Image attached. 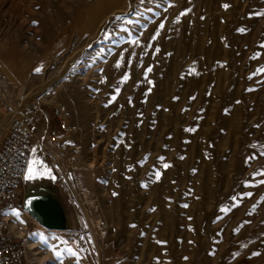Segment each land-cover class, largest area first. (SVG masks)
I'll use <instances>...</instances> for the list:
<instances>
[{
  "label": "rangeland",
  "instance_id": "obj_1",
  "mask_svg": "<svg viewBox=\"0 0 264 264\" xmlns=\"http://www.w3.org/2000/svg\"><path fill=\"white\" fill-rule=\"evenodd\" d=\"M259 13L264 0H0V143L29 102L46 115L13 213L28 264H264ZM55 109L69 130L53 144ZM36 183L66 229L23 208Z\"/></svg>",
  "mask_w": 264,
  "mask_h": 264
},
{
  "label": "built area",
  "instance_id": "obj_2",
  "mask_svg": "<svg viewBox=\"0 0 264 264\" xmlns=\"http://www.w3.org/2000/svg\"><path fill=\"white\" fill-rule=\"evenodd\" d=\"M53 114L59 123L47 129V136L55 144L69 127L59 109ZM45 116L39 102H29L11 117L0 143V264H28L25 239L14 233L11 217L19 204V189L35 148L33 125Z\"/></svg>",
  "mask_w": 264,
  "mask_h": 264
},
{
  "label": "water",
  "instance_id": "obj_3",
  "mask_svg": "<svg viewBox=\"0 0 264 264\" xmlns=\"http://www.w3.org/2000/svg\"><path fill=\"white\" fill-rule=\"evenodd\" d=\"M23 208L48 229H66L69 220L62 200L56 191L44 186L25 192Z\"/></svg>",
  "mask_w": 264,
  "mask_h": 264
},
{
  "label": "snow or ice",
  "instance_id": "obj_4",
  "mask_svg": "<svg viewBox=\"0 0 264 264\" xmlns=\"http://www.w3.org/2000/svg\"><path fill=\"white\" fill-rule=\"evenodd\" d=\"M225 7H227V5H225ZM259 14L264 15V13H259ZM161 27H162V25H161ZM37 71H39V69H37ZM33 151H35V150H33ZM261 155H264V153H261ZM27 171H28V175L26 176V178L29 180L34 179L35 177H34V175H32L33 169L31 167H29L27 169ZM254 175H264V170L258 171L257 173H254ZM260 183H264V180H261ZM249 195H251V193H249ZM15 214L18 216L19 212H16ZM53 251H54V255L57 259H60L62 257V255H63L62 251H57L55 248H53ZM65 251L70 252L72 255L77 256V259H79L78 253L75 252L74 250L65 249Z\"/></svg>",
  "mask_w": 264,
  "mask_h": 264
},
{
  "label": "bare ground",
  "instance_id": "obj_5",
  "mask_svg": "<svg viewBox=\"0 0 264 264\" xmlns=\"http://www.w3.org/2000/svg\"><path fill=\"white\" fill-rule=\"evenodd\" d=\"M45 89V88H44ZM43 89V90H44ZM64 175H65V173H64ZM40 187H42L40 184H32V185H30V186H26L25 185V192H30V191H34V190H37L38 188H40ZM17 208H20L21 209V205L20 204H18V206H17ZM16 208V209H17ZM14 213V212H13ZM12 213V217H11V224H12V222H13V220H14V218H15V220L17 221L18 220V218L16 217V216H14V214ZM14 217V218H13ZM12 229H13V226H12ZM13 231H14V229H13ZM27 246H28V243H27V240H25V251H26V249H27Z\"/></svg>",
  "mask_w": 264,
  "mask_h": 264
},
{
  "label": "crops",
  "instance_id": "obj_6",
  "mask_svg": "<svg viewBox=\"0 0 264 264\" xmlns=\"http://www.w3.org/2000/svg\"><path fill=\"white\" fill-rule=\"evenodd\" d=\"M35 127V124L33 125V128Z\"/></svg>",
  "mask_w": 264,
  "mask_h": 264
}]
</instances>
